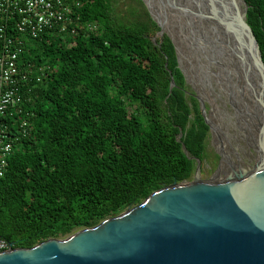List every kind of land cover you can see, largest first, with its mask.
Segmentation results:
<instances>
[{
    "label": "trees",
    "instance_id": "obj_1",
    "mask_svg": "<svg viewBox=\"0 0 264 264\" xmlns=\"http://www.w3.org/2000/svg\"><path fill=\"white\" fill-rule=\"evenodd\" d=\"M115 2L81 0L74 16L94 32L26 43L22 59L49 70L21 105L30 130L0 177V238L14 247L94 226L191 180L206 157L209 127L172 41L152 39L159 26L141 0ZM245 2L264 62V0Z\"/></svg>",
    "mask_w": 264,
    "mask_h": 264
},
{
    "label": "water",
    "instance_id": "obj_2",
    "mask_svg": "<svg viewBox=\"0 0 264 264\" xmlns=\"http://www.w3.org/2000/svg\"><path fill=\"white\" fill-rule=\"evenodd\" d=\"M142 2L159 26L156 36L166 34L172 41L179 67L166 17L160 13V21L159 12ZM173 2L187 17L196 47L222 74L231 94L250 91L264 113V62L247 26L245 0ZM173 86L171 78L169 88ZM195 97L210 130L204 103ZM248 114L261 137L250 170L206 181L196 158L191 180L154 190L140 203L66 237L27 248L12 246L0 252V264H264V125L260 115ZM182 149L194 159L183 144Z\"/></svg>",
    "mask_w": 264,
    "mask_h": 264
},
{
    "label": "built area",
    "instance_id": "obj_3",
    "mask_svg": "<svg viewBox=\"0 0 264 264\" xmlns=\"http://www.w3.org/2000/svg\"><path fill=\"white\" fill-rule=\"evenodd\" d=\"M80 4L81 0H0V177L15 145L30 130L21 105L29 101L33 85L43 82L49 70L47 65L35 68L22 59L26 43L58 37L66 42L79 28L84 33L96 31V23L75 18ZM12 246L0 238V252Z\"/></svg>",
    "mask_w": 264,
    "mask_h": 264
},
{
    "label": "rangeland",
    "instance_id": "obj_4",
    "mask_svg": "<svg viewBox=\"0 0 264 264\" xmlns=\"http://www.w3.org/2000/svg\"><path fill=\"white\" fill-rule=\"evenodd\" d=\"M115 1L116 6L122 7L124 0ZM153 7L167 19L166 31L174 40L187 92L203 101L205 116L212 125L205 140L206 158L200 166V178L224 180L228 176L225 178L223 172L229 162L239 161L242 167L248 168L249 159L252 165L258 156L256 149L261 137L254 135L252 123L244 111L247 101H241L240 95L234 97L222 74L209 65L205 53L190 37L191 25L187 17L179 12L173 0H153ZM157 37L155 34L152 39L155 41ZM218 152L224 156L222 161L218 159ZM240 172L233 171L229 176L236 177Z\"/></svg>",
    "mask_w": 264,
    "mask_h": 264
},
{
    "label": "bare ground",
    "instance_id": "obj_5",
    "mask_svg": "<svg viewBox=\"0 0 264 264\" xmlns=\"http://www.w3.org/2000/svg\"><path fill=\"white\" fill-rule=\"evenodd\" d=\"M148 4H150V7L151 8H153V0H145ZM158 5V4H157ZM163 8V7H162ZM155 9V8H154ZM159 10V9H158ZM162 10V9H161ZM160 14V13H159ZM158 18H159V20L160 21H162L163 20V17L161 16V14H160V16H158ZM163 22H164V20H163ZM164 24H165V26H166V29H167V25H168V22L167 21H165L164 22ZM177 29V28H176ZM173 30V29H172ZM177 40V39H176ZM250 91H247L246 89L244 90V92L242 93V95L243 96H241L240 94V96H239V98L241 99V101L242 100H246L247 101V114L248 115H251V114H253V113H255V115H257L258 114V116L260 115V117H261V119L263 120V121H259V123H260V125L262 126V124L264 125V113H262L261 111H263L262 110V108L260 107V110H258L259 108H257L255 105V102L253 101V98H252V96H250V93H249ZM251 94H252V92H251ZM245 98V99H244ZM259 128V126H258V123H256V126L255 127H253V129H255V130H253L254 132H256L257 131V129ZM255 135H257L258 136V133L256 132V133H254ZM260 144V143H259ZM227 169H228V167H227ZM229 170V169H228Z\"/></svg>",
    "mask_w": 264,
    "mask_h": 264
},
{
    "label": "flooded vegetation",
    "instance_id": "obj_6",
    "mask_svg": "<svg viewBox=\"0 0 264 264\" xmlns=\"http://www.w3.org/2000/svg\"><path fill=\"white\" fill-rule=\"evenodd\" d=\"M218 155V159H219V161H222V159L224 158V156H223V154L222 153H218L217 154ZM206 158V157H205ZM256 158H257V156H256ZM205 160V159H204ZM203 160V161H204ZM255 158H254V161H253V164H254V162H255ZM250 161H251V159H249V164H246V166H249L248 168H244V167H242L241 166V163L238 161L237 163H232V161L231 162H229L228 163V167H229V170L228 169H226L224 172H223V174H224V177L226 178V176H228L227 178H230V176L229 175H231L232 174V172L233 171H245V170H250L252 167H253V164L251 165L250 164ZM203 163V162H202ZM200 164H201V162H200ZM251 166V167H250ZM200 172H201V168H200ZM227 173V174H226ZM218 178H220V175L219 174H217L216 175ZM232 177V176H231ZM201 179H203V178H201ZM203 180H206V181H212V180H215L214 178H209V179H203Z\"/></svg>",
    "mask_w": 264,
    "mask_h": 264
}]
</instances>
